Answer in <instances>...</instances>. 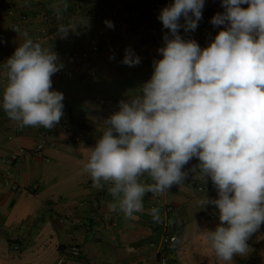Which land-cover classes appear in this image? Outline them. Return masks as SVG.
<instances>
[{"label":"crops","instance_id":"obj_1","mask_svg":"<svg viewBox=\"0 0 264 264\" xmlns=\"http://www.w3.org/2000/svg\"><path fill=\"white\" fill-rule=\"evenodd\" d=\"M170 1L67 0V9L57 19L53 5L60 0H0V264H159L162 252L168 264H264V224L250 237L249 251L231 262L218 260L201 239L200 230H215L220 221L214 206L201 210L197 204L206 196H218L210 177L194 179L199 171H189L198 165L196 158L185 170L189 175L183 185H174L163 195L144 196V211L135 213V220L109 211L110 185L96 197L91 177L83 171L90 155L86 149L95 146L99 138L95 135L107 127L103 121L119 110L122 99L151 79L153 62L163 58L158 49L168 30L158 16ZM202 16L195 31L181 28L179 34L203 49L224 28L211 24L206 6ZM105 20L115 28H108ZM60 24L73 28L67 38L60 37ZM15 26L52 48L63 65L52 77V90L64 94L63 112L67 110L68 116L55 129L20 127L3 110L7 83L3 64L20 42ZM94 39L101 43L99 54L86 59L70 56L71 40L85 48ZM129 47L141 58L137 66L121 63ZM113 55L115 60H110ZM67 119L88 129L82 142L62 127ZM15 155L18 162L13 165ZM152 208L160 210L162 222L153 221ZM166 223L179 232L181 242L175 247L162 246ZM71 246L80 249L79 257L71 255Z\"/></svg>","mask_w":264,"mask_h":264},{"label":"clouds","instance_id":"obj_2","mask_svg":"<svg viewBox=\"0 0 264 264\" xmlns=\"http://www.w3.org/2000/svg\"><path fill=\"white\" fill-rule=\"evenodd\" d=\"M204 6L205 0H174L161 10L158 19L168 30L158 49L163 58L153 62L151 79L103 121L107 127L86 149L83 171L93 188L110 185L107 208L129 220L144 211L147 193L163 195L183 185L189 171H199L194 179L210 177L218 198L197 204L218 209L220 223L200 236L218 260L231 262L249 251L250 237L264 224V0H222L224 11L210 22L224 30L202 49L179 33L197 29ZM67 7V0L53 5L57 19ZM14 31L20 42L3 64V110L20 127L51 130L64 115L65 96L52 90V77L63 65L52 48ZM71 31L58 27L61 38ZM121 63L134 67L141 58L129 47ZM193 158L198 165L185 171ZM150 212L162 222L158 208ZM172 241L173 247L181 242Z\"/></svg>","mask_w":264,"mask_h":264},{"label":"built area","instance_id":"obj_3","mask_svg":"<svg viewBox=\"0 0 264 264\" xmlns=\"http://www.w3.org/2000/svg\"><path fill=\"white\" fill-rule=\"evenodd\" d=\"M9 2V1H8ZM7 2V8L10 10L12 9V4ZM170 3H174V0H171ZM221 3L222 0H205V6L208 10V13L210 15V21L211 19L217 14V13H222L224 11V9L221 7ZM248 7V5H247ZM246 7V8H247ZM73 20V19H72ZM19 26H15V28H18ZM99 34L103 35L104 31L102 28H100L99 30ZM69 45L72 47L71 52L69 53L70 56L80 59H86L89 58L91 56L97 55L102 51L101 48V43L94 39L93 41H91L90 45L88 47L85 48H81L79 47L76 42L74 40H71ZM122 45V44H121ZM116 111H114L113 113H115ZM68 116V111H64V115L62 118H66ZM42 127V126H41ZM62 127L68 131H70L73 135V139L76 142H82L86 136L89 134V131L87 128H85L82 125H79L77 122L73 121V120H64V122L62 123ZM56 128V127H55ZM53 128V129H55ZM45 130V128H44ZM103 131L96 134V138L100 137L102 135ZM43 147V144L39 145L38 147V151H40ZM23 152V150L21 151ZM13 165H16L18 162V156H14L13 158ZM191 165V161L189 162L188 165L185 166L184 170L188 169ZM10 170H7L5 172L6 176H7V182H8V178L10 175ZM19 187L17 185L13 186V189L17 190ZM105 188V186H104ZM104 188L102 189H96L94 190V195L97 197L100 195V193L104 190ZM160 201V200H159ZM164 226L166 227L165 230V234L163 236V240H162V246H164L165 248H169L171 246H173V241L172 238L173 237H177L179 238V232L175 229H169L167 223L164 224ZM164 248H162L161 250H163ZM69 252L71 253L72 256L74 257H79L80 256V249L77 246H71L69 248ZM159 264H168V257L164 254V252L160 253L159 256Z\"/></svg>","mask_w":264,"mask_h":264}]
</instances>
